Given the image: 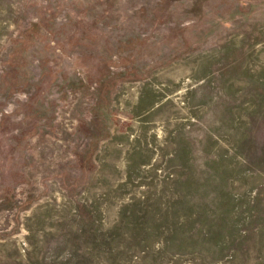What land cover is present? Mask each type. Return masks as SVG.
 <instances>
[{
  "label": "rangeland",
  "instance_id": "374dc122",
  "mask_svg": "<svg viewBox=\"0 0 264 264\" xmlns=\"http://www.w3.org/2000/svg\"><path fill=\"white\" fill-rule=\"evenodd\" d=\"M0 264H264V0H0Z\"/></svg>",
  "mask_w": 264,
  "mask_h": 264
},
{
  "label": "bare ground",
  "instance_id": "6f19581e",
  "mask_svg": "<svg viewBox=\"0 0 264 264\" xmlns=\"http://www.w3.org/2000/svg\"><path fill=\"white\" fill-rule=\"evenodd\" d=\"M147 127V126H146Z\"/></svg>",
  "mask_w": 264,
  "mask_h": 264
}]
</instances>
